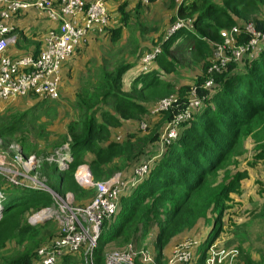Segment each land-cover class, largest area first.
Instances as JSON below:
<instances>
[{"label":"trees","instance_id":"16d2710c","mask_svg":"<svg viewBox=\"0 0 264 264\" xmlns=\"http://www.w3.org/2000/svg\"><path fill=\"white\" fill-rule=\"evenodd\" d=\"M93 1L96 0L86 1L85 8ZM138 1L143 6L146 5ZM171 1L176 4V0ZM126 7L127 2H123L120 7L117 4L118 23L105 28L104 33L107 31L113 41L129 25L130 18ZM263 12L264 0H185V3L177 6L175 15L171 17L172 25L169 27L168 36L179 20L186 21L188 27L170 37L166 35L164 39L153 40L152 45L158 46L142 47L128 61L124 58L113 67L106 68L103 73L104 82L99 87L88 88L82 94H77L79 109L76 117H80V120L71 121L58 134L49 132L47 125L41 124L38 134H34L29 121L32 115V119L38 117L35 115L38 108L34 105L23 110V113L0 114V137L5 136L6 141L9 138L10 142H19L26 155L36 153L31 135L41 140L56 136L59 141L50 144L49 148L53 145L51 151L67 144L73 161L69 168L60 173V188L78 191L73 188V177L78 167L84 163L89 165L94 181L102 180L106 171L125 173L124 180H129L140 164L152 158V145L159 141L166 124L155 122L158 121L156 116L167 112L152 115L151 111L156 104L147 112L148 107L139 101L146 92L157 87L153 86L155 81L161 82L159 68L172 72L180 57L190 54L197 61L207 62L211 53V42H224L221 36L223 30L234 27L242 29L247 24L254 23L257 30L264 34ZM21 13L14 18H18ZM91 33L104 34L96 31ZM20 34L23 36L22 32ZM45 36L46 34L43 41H33L29 47L20 45L18 48V42L14 46L26 51L23 55L38 58L44 48ZM240 37L242 41L248 40L245 35ZM156 49H160L161 54L148 66L147 71L143 70V58ZM16 57L18 56L13 58ZM245 63L248 65L245 70H241L243 72H239L241 65L237 63L224 67L214 76L213 85L209 88H205V77L196 81L193 86L196 93L200 98H205L202 106L194 112L190 120L183 119L179 126V138L168 145L169 148L162 158L152 164L148 175L136 187L123 191L116 215L103 224L91 264H106L103 247L100 248L102 245L114 242L125 243L126 246L135 245L152 227L158 228V258L155 261L160 262L163 258V245L168 244L172 237L185 232L186 228L194 226L202 217L211 221L210 214L213 211L219 210L223 219L227 209L225 201L240 187L245 175L240 173L233 180L222 183L214 178L220 165L240 143L241 137L252 132L254 123L264 122V49L256 58ZM135 66H139V69L127 89V72ZM138 83L143 86L138 88ZM148 88L151 89L142 93ZM60 91L61 89L59 93ZM134 94L139 97L134 98ZM27 98L41 100L43 103L50 100L46 96L33 93ZM187 104L188 101L185 106L180 100L169 112L185 115ZM36 105L42 106V103ZM149 112L151 117L143 118ZM174 113L166 114L169 121ZM141 123L147 124V134H143ZM154 125L159 128L152 130ZM46 153L47 150H43L38 155L46 156ZM256 155L255 160L262 161L263 166L259 167L264 168V152ZM116 160L118 166H111L115 165ZM41 172H49L54 176L57 166L44 163ZM48 203L52 201L46 193L35 191L23 195L21 202L10 203L0 221V264H35L38 261L39 248L48 245L52 240L43 243L40 239L44 226L35 227L29 224L28 217L48 206ZM188 203L190 207H196V210L190 222L185 224V208ZM19 214H23L22 220ZM246 215L248 218L245 222L248 223L252 217ZM238 216V212H234L233 220L237 221ZM256 219L259 220L257 217ZM224 226V220L218 218L216 226L201 245L196 264H206L213 244L221 237ZM236 236L239 244L233 250L239 256H246L243 264H264V247L249 246L245 249L244 244L247 241L244 238H248L247 233L240 229ZM10 239H18L21 244L27 245L23 251H10L6 256L1 251ZM223 249L227 248L221 247ZM238 255L234 256L233 262L237 263ZM70 258V255L65 256L60 264H68Z\"/></svg>","mask_w":264,"mask_h":264},{"label":"rangeland","instance_id":"374dc122","mask_svg":"<svg viewBox=\"0 0 264 264\" xmlns=\"http://www.w3.org/2000/svg\"><path fill=\"white\" fill-rule=\"evenodd\" d=\"M30 1L34 2L36 0ZM109 2L111 1L109 0ZM123 2H127L126 10L130 18L128 27L121 31L116 37L117 40L115 39L113 41L112 37L109 36L106 31L103 35L95 34L87 43H83V45L79 47L76 53L68 59L61 68V91L56 100H48L47 103H43L41 100L27 98V96L16 98L14 100L1 102L0 114L23 113V110L32 108L35 105L38 108L35 115L38 117L34 119H32L33 115L29 117L30 126L32 127L31 131L34 134H38L41 124H46L49 132L54 134L60 133L71 121L80 120V117H76L79 109V98L77 94H82L83 91H87L88 88L99 87L104 82L103 73L106 68L113 67L118 62L123 61L124 58L128 61L137 53L138 49L142 47L151 48L158 46L157 44L152 45V41L164 39L166 35L168 36L169 27L172 25L171 17L175 15L177 6L181 3H185V0L182 2L181 0H176V4L171 0H154L152 3L144 6L140 4L138 0H117L114 4L117 3L120 7L123 5ZM107 5L108 3H106V6ZM108 12L110 17L108 26L112 27L118 23L119 12L114 10L113 6L111 11L108 9ZM230 30L231 29L223 30L222 33L229 32ZM232 38L233 41L228 45H225V41L211 42L212 44L209 42L211 44V53L208 56L207 62L197 61L190 54L181 56L176 64L175 70L172 72L159 68L160 76H158L161 82L155 81L153 86L157 87L146 92L139 98V101L148 107L147 112L149 109L151 110L154 104H156V106L153 110L169 100L174 101L175 105L181 100L185 106L188 101V106L185 110V119L190 120L194 112L202 106L205 100V98L202 99L198 96L193 86L198 79L204 77L206 79L208 77L207 80L205 79V88H209L213 85L215 80L214 76L219 74L224 68V66L214 68L217 64L216 58L220 53L230 61L227 65L232 63L240 64L241 68L238 69L239 72H243L241 70L247 68L248 63L244 64L245 61L254 59L248 53H245L241 58L237 59L236 50L241 46V42L243 41L241 37L233 36ZM260 45L264 46V41H261ZM247 56H250L252 59H247ZM138 69L139 66H135V68L127 72L125 86L127 89L130 87L131 81L135 78ZM141 80L142 79L139 80L140 83ZM209 82H211V85H209ZM140 83L136 85L138 88L143 86ZM159 85L160 87H158ZM149 89L151 88L144 89L142 93ZM138 97L139 95L134 94V98ZM37 103H42V106L36 105ZM170 109L171 108L164 109L155 115L164 112L172 115L174 112L170 113ZM166 114L156 116L158 121H156L155 124L160 123L163 125V123L166 122L161 135L165 132L169 123L179 115V113H174V117L169 121ZM195 116H197L196 113ZM149 117H151L150 112L143 118L149 119ZM135 121L136 120H133V122ZM152 124L153 122L151 125ZM252 126L254 127L252 132L249 135L241 137L240 143L234 149L231 156H228L227 160L220 165V169L214 178L215 181L222 183L224 181L229 182L233 180L240 173L245 175L239 185L240 187L225 201L227 209L222 217L223 219H221L219 210L213 211L210 214L211 221H207L202 217L194 226L188 227L185 229V232L172 237L168 244L165 243L163 245V258L160 259V262H158V260L157 262L155 261V258H158V248L156 247L157 227H152L146 236L143 235L137 240L135 245L129 244L126 246L124 245L125 243L115 242L102 245L100 248L103 247V256L106 264H196L201 245L207 240L209 234L216 226L218 218H220L221 221L224 220L225 226L221 237L213 244V250H211L206 264H243V259L246 256H239L238 252L233 250L238 247L239 242L236 240V233L239 232L240 229L248 235V238H244V240L247 241L244 244L245 249L249 246L255 248L264 247V168L259 167L263 166L262 161L255 160L256 154L264 152V122L258 121ZM252 126H248V128ZM158 128L154 125L152 130ZM143 132V134H147L148 130ZM7 140L8 141H6L5 136L0 137V145L2 144L0 150L7 153L10 157H14L16 154L22 157L24 150L21 148L20 143L17 141L10 142L9 138ZM31 140L34 142L36 153L30 155L24 154L25 156L34 157L37 162V171L43 176L41 181L47 188L42 187V189L38 190H29L14 186H4L3 192L7 200L5 209H8L11 202H21L23 200V195L27 192L35 191L46 193L52 203H48V206H44L39 211L33 212L28 217L29 224L35 227L44 226L41 230L42 235L40 240L45 243L50 240L61 238L65 234L59 220L47 215V209L56 213L58 211V203L61 202L66 203L71 209L85 210L98 196L97 184L109 182L114 178L123 177L125 173L106 171L102 180L94 181L89 165L84 163L78 167L73 177V188H76L78 191L66 189L65 187L60 188V173H62V171L57 168V173L51 176L49 172H41V169L44 163L49 165L55 164L54 159L57 158L58 154L65 152L67 144L55 151H51L50 148L53 145L49 148L50 144H55L59 141L56 136H52L51 138L49 136L47 140H41L31 135ZM11 146H13V148H11ZM168 148V145L162 146L160 141L152 145L150 157H152L153 165L157 160L162 158ZM43 150H47V155L43 156L44 153L43 155H38ZM115 162V165L111 166H118V161L116 160ZM70 164L66 166V168H69ZM18 165L22 170L23 166L20 165V163H18ZM34 174L35 173L32 171L30 176L32 175L35 177ZM86 176L87 180L85 181L82 178ZM138 178L139 176L135 174L134 170L133 176L129 181L132 182ZM144 178L145 177H143V179ZM143 179H141L140 182ZM140 182H138L136 186ZM21 183L23 184V179ZM29 183L30 181L28 180L25 184ZM0 184L7 185V182L4 178L0 177ZM55 193L59 197L57 201ZM195 210L196 207H190V203H188L185 208V224L190 222V218L195 214ZM40 212H45V215L39 221H33V218ZM234 212H238V218L242 220L240 223L233 220L232 215ZM4 213L0 221L3 219ZM246 214L252 217V220L248 223L245 222L248 218ZM256 217L259 220H257ZM19 218L22 220L23 214H19ZM81 222L80 230L86 232V243L77 254L71 256L68 264H91L90 260L92 259L93 250L98 248L96 246L92 251L89 250L88 240L92 235L86 222L82 219ZM26 245V243L21 244L18 239H10L6 242V246L1 252L8 256L10 251H23ZM221 247L230 250H221ZM235 255H238L237 263L233 262Z\"/></svg>","mask_w":264,"mask_h":264},{"label":"built area","instance_id":"2783aa9c","mask_svg":"<svg viewBox=\"0 0 264 264\" xmlns=\"http://www.w3.org/2000/svg\"><path fill=\"white\" fill-rule=\"evenodd\" d=\"M140 1L144 4L151 3V0ZM85 6V0H36L34 2L30 0H0V103L26 97L30 93L46 96L50 100H56L59 97L62 66L75 54L76 49L82 46L91 32L96 31L103 34L109 25L108 10L102 0L91 2L87 9ZM32 8L42 12L52 22H57L59 28L50 30L46 34L44 48L38 58L32 55L13 58L6 53L9 46L16 42L15 36L10 37L14 30L8 25V22L18 13L26 12ZM189 22L191 21L189 20ZM187 27L186 21L179 20L171 28L169 37ZM242 35L248 37V40L241 42V46L236 50L237 59L245 53L256 58L264 49V46L260 45V42L264 41V34L257 30L253 24H247L242 29L234 27L229 32L221 33L225 45L233 41V36L240 38ZM160 54L161 50L156 49L153 53L145 55L142 60L143 70L147 71L148 66ZM216 61L217 64L214 68L226 67L230 62L222 53L217 56ZM173 105L175 102L172 100L164 102L151 111V114L155 115ZM185 117L186 115L179 114L169 123L159 140L162 146L169 145L179 138V126ZM141 130H147L146 123H141ZM72 161L73 157L68 145L65 152L58 154L54 159L60 171ZM18 163L23 166L22 170ZM151 166L152 159L140 164L135 169V174L139 178L132 182L118 177L109 182L97 184L98 196L85 210L71 209L66 203L61 202L58 203L56 213L47 209V215L59 220L65 234L39 249L38 261L35 264H60L65 256L77 254L86 243V232L80 230L81 219L89 226L92 236L89 237L88 245L89 250L92 251L97 246L103 222L116 215L123 191L129 187H135L143 177L148 175ZM32 171L35 173V177L30 176ZM0 177L7 182V185L0 184V218L6 211L7 200L3 192L4 186L29 190L47 188L41 181L43 176L37 171V162L34 157L25 156L24 153L22 157L19 154L10 157L0 150ZM22 179L23 184L21 183ZM82 179L86 181L87 176ZM28 180L30 183L25 184ZM57 200L59 197L56 194ZM44 215L45 212L38 213L33 221H39Z\"/></svg>","mask_w":264,"mask_h":264},{"label":"crops","instance_id":"0c3cea01","mask_svg":"<svg viewBox=\"0 0 264 264\" xmlns=\"http://www.w3.org/2000/svg\"><path fill=\"white\" fill-rule=\"evenodd\" d=\"M102 1L105 3V6L106 3H108L106 7H108L110 11L112 10V6L114 10H117V3L114 4L115 2H109V0ZM8 25L14 30L10 37H16V42L14 44H11L6 52L7 55L11 57H21L26 53V51L24 50L21 51L15 48L14 45L17 42L19 43L18 48L21 47L20 45H22L23 47H29L31 42L39 40L43 41L45 34H47L50 30H56L59 28V24L57 22L48 20L42 12L36 9H30L26 12H22L18 18H14L13 20L9 21ZM21 32L23 33V36L20 34ZM95 34L97 33H90L84 43H87ZM241 221L242 220L240 218L237 219V223H240Z\"/></svg>","mask_w":264,"mask_h":264}]
</instances>
